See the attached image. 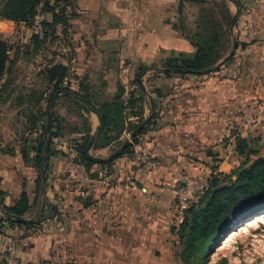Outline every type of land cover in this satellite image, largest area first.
<instances>
[{"label":"crops","instance_id":"obj_1","mask_svg":"<svg viewBox=\"0 0 264 264\" xmlns=\"http://www.w3.org/2000/svg\"><path fill=\"white\" fill-rule=\"evenodd\" d=\"M187 2L194 4L190 0L182 3ZM71 4L67 12L75 15L68 19L67 36L57 26L59 39L37 50L30 41L32 28L28 24L0 18V38L11 48L7 70L0 79V191L4 203L12 205L22 191L30 204L36 196L37 169L30 146L51 92L47 71L38 73L39 69L48 67L53 59L68 64L67 80L72 89L78 88L79 82H87L101 95V101H107L118 84L130 90L138 70L153 65L138 77L144 114L151 112L150 97L156 103L157 126L139 138L134 154L102 167L94 164L88 171L81 163L80 169L72 149L80 134L64 128L53 138L54 152L47 156L45 192L51 200L76 176L81 177V185L92 186V204L81 202V253L93 254V264H128L127 258L132 260L135 255L171 254L175 236L170 228L182 219L173 189L186 174L228 173L233 168L231 154L239 156L234 148L228 150L221 144L231 130L246 126L249 113L264 111V0H248V18H237L238 29L243 20L249 22L246 32L244 28L241 31L243 39H239L247 45L235 50L237 70L222 66L205 74L182 76L156 73L172 53L194 51L173 27L181 0H72ZM228 7L233 14L238 12L233 2ZM245 36L258 41L248 44ZM149 80L160 90L159 95L146 86ZM61 94L56 102L63 99ZM83 114L94 134L99 125L96 113L90 110ZM111 148L91 147L90 152L107 156L113 152ZM138 152L156 160L151 172L140 167ZM94 170L98 177L90 178L87 172ZM37 212L38 207H32L24 217L32 219ZM3 213L0 208V218H6ZM49 220L34 227L4 224L0 264L9 237L15 240L20 264H56L60 238L50 232ZM90 238L92 243L87 241ZM116 255L124 256L125 261L115 262Z\"/></svg>","mask_w":264,"mask_h":264},{"label":"trees","instance_id":"obj_2","mask_svg":"<svg viewBox=\"0 0 264 264\" xmlns=\"http://www.w3.org/2000/svg\"><path fill=\"white\" fill-rule=\"evenodd\" d=\"M183 1L181 0L178 8L179 16L173 27L189 41L194 51L172 53L162 63V70L156 73H161L163 76L201 75L205 74L203 73L205 69H210V72L216 71L233 58L237 47H246L247 43L232 38L233 13L228 7V1L234 2L239 13L244 5L243 0H190L198 6L193 28L184 22ZM71 3L72 0H1L0 18L28 24L32 28L30 41L37 50L46 42L51 43L59 39V35L56 34L57 26H61L62 35L67 36L68 19L75 15L74 12H67V7L72 5ZM206 4H209L213 10H207ZM38 14H43L45 17L37 23ZM36 25L41 27L42 37L33 31ZM10 49L8 42L0 38V79L7 70ZM230 50H233V53L227 56ZM47 65L46 78L51 85V92L46 99V108L41 114L44 120L39 125L33 145L30 146V150L34 152L32 164L37 169L34 203L30 204L27 193L22 191L14 203L7 206L3 200L4 193L0 191V208L3 212L22 217L31 211L32 207H38V212L31 222L25 224L1 217L0 232L3 231L4 224L34 227L41 221L51 218L56 210L55 205L46 196V192L42 191V188L46 189L47 186L41 179V171L45 164L44 156L54 152L53 138L59 136L64 129L57 122L53 112L49 129L45 132L49 101L56 90H62L63 99L68 100L77 109L79 121L71 125L70 130L78 132L80 137L74 140L72 149L87 168L98 163L87 160L83 153L92 136L89 120L83 113L92 110L98 117L99 125L94 133L92 147L96 149L110 146L112 151L117 152L111 161L99 163L101 167L115 159L132 156L139 138L147 130L157 126L158 112L155 110L154 99L149 97L151 112L148 116L144 114L145 100L138 77L141 72L150 69L153 65L142 66L138 70L133 80V88L130 90L126 91L118 84L114 95L107 101H101V95L87 82H79L78 88L72 89L70 81L67 80L68 64L53 59ZM152 92L159 95L160 90L153 88ZM57 103L55 101V106ZM140 124L143 125L130 141L123 137L126 134L130 135ZM234 150L238 156L243 157V161L228 173L211 171L208 189L196 203L181 212V221L170 228V232L176 235L181 246L179 257L183 264H206L213 246L229 228L244 216L264 207V155H258L248 139L239 134L234 136ZM23 157L28 161L25 152ZM222 261L224 262V258L219 264Z\"/></svg>","mask_w":264,"mask_h":264},{"label":"rangeland","instance_id":"obj_3","mask_svg":"<svg viewBox=\"0 0 264 264\" xmlns=\"http://www.w3.org/2000/svg\"><path fill=\"white\" fill-rule=\"evenodd\" d=\"M229 2L232 1H228V4ZM247 2L248 0H243V8L239 13L235 14L236 17L234 24L231 23L232 38H236L238 41L239 39H243L241 31H243L244 28V31L246 32V26L247 23H249L247 19L243 20L242 26L238 29L237 18L241 16V18H243L244 15H247L248 18V14H246L249 11L247 8ZM183 7V14L185 17L184 22L187 26L193 28V21L198 13V7L195 9L194 4L191 2L185 3ZM205 7L208 8L207 10H213L209 4H206ZM245 38L249 40L248 44H256L258 41L257 39L248 36H245ZM232 51L233 50H230L228 54ZM236 61L237 57L233 56V58L225 64L227 66L224 65V68L227 67V70H237L238 67ZM228 64H230V67ZM160 66H162V63H160ZM147 81H145V84L148 88H151L152 91L155 84L152 83V80H149V82ZM57 104L58 105L55 109L53 107L52 113H55L57 122H59L64 128L70 130L71 125L79 121V118L77 117V109L66 99H61ZM246 118V126L231 130L229 137L224 139V144H221V147L233 150L234 143L230 142L229 139L232 138L234 140V136L236 134L241 135V132L245 138L248 139L250 145L257 150V154L264 155V111H262V113L252 111ZM124 137L130 141L129 134L124 135ZM91 154H93V152ZM252 158H255V156H252ZM230 160L233 162V167H235L243 161V157H236L233 153L230 156ZM74 161L80 165L81 169V159L76 157ZM139 165L143 169L142 164L139 163ZM84 167L87 171L91 168H87L85 165ZM152 170L148 172H151ZM87 174L90 178L98 177L97 170L87 172ZM94 174L96 176H94ZM46 176L48 177L47 170ZM55 178L56 177H53V179ZM71 180L72 181H68L67 185L64 184V186H61L60 192L53 195L50 200V202L55 205L56 210L48 221V226H50L49 230L60 238L56 264H93V254L86 255L81 253V243L83 242V239L81 240V202L82 204H92L93 188L92 186L81 185V177L80 179H77L76 176ZM45 184L47 186L48 182L46 181ZM173 235L175 236V241L171 243V254H155L154 256L135 255L132 257V260L127 258V263L147 264L169 262L170 264H183L179 257L181 246L177 241L176 235ZM87 241L92 243L93 240L90 238ZM223 258L224 262L222 261L221 264H264V207L244 216L239 222L229 228L213 246L211 252L208 254L206 264H219ZM113 259L117 263L125 261V257L122 255H116Z\"/></svg>","mask_w":264,"mask_h":264},{"label":"built area","instance_id":"obj_4","mask_svg":"<svg viewBox=\"0 0 264 264\" xmlns=\"http://www.w3.org/2000/svg\"><path fill=\"white\" fill-rule=\"evenodd\" d=\"M44 19L43 14L36 16V22ZM33 31L42 37L43 31L40 26L33 27ZM139 163L145 171H150L156 167V160L145 152H138L136 155ZM210 175H190L183 176L182 182L173 189V196L176 207L182 212L193 203H196L209 187ZM3 264H20L16 253L15 240L11 237L7 238L4 245Z\"/></svg>","mask_w":264,"mask_h":264},{"label":"water","instance_id":"obj_5","mask_svg":"<svg viewBox=\"0 0 264 264\" xmlns=\"http://www.w3.org/2000/svg\"><path fill=\"white\" fill-rule=\"evenodd\" d=\"M235 17L236 15L234 14L233 17H232V20H231V23L234 24L235 22ZM233 51L230 53L232 54ZM230 54H228L227 56H229ZM48 70V67H43L41 69L38 70V73H45L46 71ZM210 69H205L203 72L207 73L209 72ZM63 93L62 90H56L55 93L53 94L52 98L50 99L49 101V110L47 111V115H46V127H45V132L48 131L49 129V125H50V122H51V115H52V109L54 107V103L57 99V97ZM92 111V110H91ZM93 112V111H92ZM143 124H140L130 135H129V139L131 140L135 134L139 131L140 127L142 126ZM94 134H92L91 136V139L89 140L86 148L84 149L83 153H84V156L86 157L87 160L89 161H92V162H96V163H105V162H109L112 160V158L116 155L117 152H112L110 153L109 155L107 156H96V155H93L90 153V149L92 147V144L94 142ZM48 145V143L46 144V146ZM214 153H217L216 151H214ZM47 155L44 156V161H45V164L42 168V171H41V179H42V182L45 184V182L47 181V176H46V170H47ZM42 191L44 192L45 191V187L42 188ZM3 215L8 218V219H12V220H15L16 222L18 223H29L32 221V219L30 218H26V217H22V216H17V215H13V214H10V213H6L4 212Z\"/></svg>","mask_w":264,"mask_h":264}]
</instances>
